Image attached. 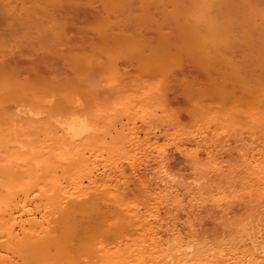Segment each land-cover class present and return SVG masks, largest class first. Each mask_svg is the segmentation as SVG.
<instances>
[{
	"label": "bare ground",
	"instance_id": "obj_1",
	"mask_svg": "<svg viewBox=\"0 0 264 264\" xmlns=\"http://www.w3.org/2000/svg\"><path fill=\"white\" fill-rule=\"evenodd\" d=\"M80 1L0 0V264H226L181 243L163 256L147 250L146 232L133 235L146 222L139 207L99 183L88 156L99 144L117 160L130 137L111 138L106 127L87 135L85 123L50 115L75 112L80 99L66 94L49 106L41 95L79 89L92 102L117 92L132 68L140 80L166 81L190 61L215 78L182 85L264 124V0ZM19 37L48 50L27 54ZM95 70L114 72L115 87L89 90L84 77ZM17 100L46 114L18 117L9 106Z\"/></svg>",
	"mask_w": 264,
	"mask_h": 264
},
{
	"label": "rangeland",
	"instance_id": "obj_2",
	"mask_svg": "<svg viewBox=\"0 0 264 264\" xmlns=\"http://www.w3.org/2000/svg\"><path fill=\"white\" fill-rule=\"evenodd\" d=\"M19 38L25 53L42 55L48 50ZM240 59L239 53L237 63ZM139 73L132 68L128 72L131 79L118 86L117 92L92 102L84 101L79 89L47 91L41 96L49 106L66 94L80 99L75 112L55 110L50 115L62 122L78 121L81 127H88L84 128V132L89 130L87 135L106 127L111 138L117 134L130 137L129 145L125 143L128 152L115 154L117 160L109 156L112 162L99 144L87 154L97 161L94 175L98 182L122 189L127 201L139 207L146 222L133 235L140 240L146 232L140 242L148 244L147 250L156 256L181 243L189 251L198 249L206 261L260 264L264 261L263 122L251 120L248 112L246 117L232 111V101H211L182 85V78L198 82L215 78L214 73L190 61H182L166 81L157 77L140 80ZM84 79L89 90L115 87L117 82L114 72L100 74L97 70ZM239 95L236 91L235 96ZM9 106L18 117L46 114L26 101L17 100ZM103 129L99 132H105ZM107 135L106 144H111ZM82 136L86 137L85 133Z\"/></svg>",
	"mask_w": 264,
	"mask_h": 264
}]
</instances>
